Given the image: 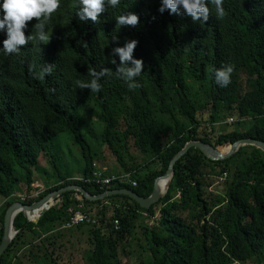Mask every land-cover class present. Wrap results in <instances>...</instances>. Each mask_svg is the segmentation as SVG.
I'll return each mask as SVG.
<instances>
[{
  "label": "trees",
  "instance_id": "1",
  "mask_svg": "<svg viewBox=\"0 0 264 264\" xmlns=\"http://www.w3.org/2000/svg\"><path fill=\"white\" fill-rule=\"evenodd\" d=\"M139 1L120 0L96 22H81L78 0H60L42 29L47 41L37 37L33 18L24 29L33 39L16 53L0 52V244L7 209L39 191L35 183L43 182L42 193L22 203L69 185L148 197L189 141L223 152L244 138L264 142V0H223L222 18L208 4L205 23L158 13L160 0ZM126 11L139 17L134 28L115 24ZM125 38L138 41L132 55L144 64L131 89L116 73L114 48ZM223 64L233 68L226 87L214 79ZM44 66L52 72L41 80ZM89 68L106 69L97 92L75 83L90 79ZM66 132L81 152L80 178L57 166L53 147ZM49 169L55 173L45 180ZM96 172L117 179L101 187ZM126 175L137 186L119 180ZM47 207L31 212L32 221L42 213L37 222L17 215L18 233L0 264H264V153L254 146L220 161L190 149L167 194L149 209L125 195L88 201L73 191ZM73 210L94 222L63 228ZM76 230L89 235L83 253ZM24 249L27 262L18 254Z\"/></svg>",
  "mask_w": 264,
  "mask_h": 264
},
{
  "label": "clouds",
  "instance_id": "2",
  "mask_svg": "<svg viewBox=\"0 0 264 264\" xmlns=\"http://www.w3.org/2000/svg\"><path fill=\"white\" fill-rule=\"evenodd\" d=\"M59 3L60 0H0V32L6 36L3 41H0L2 43L0 52L5 55L16 53L20 51L19 46L26 44V40L31 41L33 39L32 35L26 37L24 31L28 27L26 22L33 18L38 21L34 25L37 30V37L42 41H47L48 35L42 29L50 14L59 7ZM119 3L120 0H78L75 17L81 22H96L106 7L116 8ZM208 4L214 6L217 18L225 16V9L222 6L223 0H160L157 12L163 14L167 10L169 15H184L189 17L193 23L197 21L205 23L209 19ZM114 20L116 25L134 28L138 24L139 17L133 11H126L115 15ZM116 39V36L112 37L113 43L116 42ZM137 43L136 39L125 38L122 46L114 48L120 62V66L116 68L117 78L128 82L127 86L130 89L137 86L131 83V78L139 76L144 67L143 61L134 58L132 55ZM110 63L115 64L116 61L110 60ZM51 72V66H44L39 71L38 78L42 80L46 74L49 75ZM105 72L106 69L103 68L99 72L94 68H89L88 76L90 79L86 83L80 80H76L75 83L79 88H88L92 92H97L100 89V84L97 82L98 78ZM232 72L233 68L230 64H223L220 68L214 69L215 82L220 87H226L230 83Z\"/></svg>",
  "mask_w": 264,
  "mask_h": 264
},
{
  "label": "water",
  "instance_id": "3",
  "mask_svg": "<svg viewBox=\"0 0 264 264\" xmlns=\"http://www.w3.org/2000/svg\"><path fill=\"white\" fill-rule=\"evenodd\" d=\"M243 146H254L258 148V150L264 153V142L254 138H244L235 141L233 144L229 145V151L223 152L220 151L219 148L213 147L207 143L201 141H189L186 145L172 158L169 163L168 170L163 176L157 177L154 182V187L152 193L148 197L139 196L131 189L122 188V189H114L108 190L104 193L93 195L90 194L84 187L79 185H69L64 188H61L57 191L49 193L41 200L34 202L32 205L24 204L20 201H16L12 203L7 209L4 217V234L2 237V241L0 244V260L2 259L4 253L7 251L12 241L16 237L18 231L15 230V219L19 213H23L28 222H31L27 215L26 210L32 211L36 206H40L41 204H47L50 200L54 201L51 205L49 204L46 208L48 210L51 206L56 203V200L61 197L63 194L67 192H77L79 193L80 199H86L88 201H99L103 200L107 197L114 195H125L136 201L141 208L149 209L155 203L160 201L168 192L170 185L172 183V179L174 176V167L176 163L189 152L190 149L196 148L199 149L208 159L212 161H220L231 158L241 147ZM162 179H165V186L162 188L160 182ZM44 212V211H43ZM42 213H39V218ZM38 218V219H39ZM36 219V220H38ZM37 222V221H36Z\"/></svg>",
  "mask_w": 264,
  "mask_h": 264
},
{
  "label": "rangeland",
  "instance_id": "4",
  "mask_svg": "<svg viewBox=\"0 0 264 264\" xmlns=\"http://www.w3.org/2000/svg\"><path fill=\"white\" fill-rule=\"evenodd\" d=\"M239 77H240L239 81H240L241 87L243 88L245 86V81H246L247 75L243 71H240ZM229 117L230 116H228L225 119V121L228 120ZM229 121H231V119H229ZM53 151L57 155V159H58L57 160V166L61 172L70 174V176L72 178H77V177L80 178L81 177L82 164H83L82 158H81V152L79 151L78 147L76 146L74 139H73L72 135H70V133L66 132L63 135H61L60 138H57V140L54 144V147H53ZM43 164H44V166H46L45 163H43ZM54 173H55V171L52 172L49 169L48 175H44L43 178H45V180L47 178H50V180H51ZM33 187L39 189V191L34 192L32 195H29V196L23 195L22 196L23 198L16 197V199L20 202H22V199H25L27 197L29 199L34 200L40 193H42L41 189L43 187V182L40 184L35 183L33 185ZM31 204H27V205H31ZM75 236H76V238L79 242V245L81 247V252L83 253L88 248V245L86 244V242L88 241V237H89L88 232L76 230ZM36 243H37V241L34 242V244H36ZM135 245H136V249H138L137 246L140 244L136 242ZM25 253H27V249L21 250L18 254L22 257V260L27 262V258L25 256ZM28 264H33V263L28 262Z\"/></svg>",
  "mask_w": 264,
  "mask_h": 264
},
{
  "label": "built area",
  "instance_id": "5",
  "mask_svg": "<svg viewBox=\"0 0 264 264\" xmlns=\"http://www.w3.org/2000/svg\"><path fill=\"white\" fill-rule=\"evenodd\" d=\"M94 181L98 184L102 186H109L110 183L117 179L116 177H105L102 174L101 175H96V173H94ZM119 180L121 182H127V183H131L132 186H137V182L134 180H131L129 176H120ZM90 181V180H86ZM93 223L94 221L89 218L87 215H85L84 213H82V211H70V216L68 217L67 221L65 222V224L63 225V228L65 229H69V228H74L78 225L81 224H89V223ZM115 224L118 225L117 221H115Z\"/></svg>",
  "mask_w": 264,
  "mask_h": 264
},
{
  "label": "bare ground",
  "instance_id": "6",
  "mask_svg": "<svg viewBox=\"0 0 264 264\" xmlns=\"http://www.w3.org/2000/svg\"><path fill=\"white\" fill-rule=\"evenodd\" d=\"M102 173L101 172H96V175H101ZM160 185H161V187L163 188L164 186H165V179H162V181L160 182ZM33 204V203H32ZM31 204V205H32ZM51 205L52 204V201L50 200L47 204H45V203H43V204H41L40 206H36L35 208H33L32 209V211H34L35 213H34V215L36 214V213H38L41 209H44L46 206H48V205ZM32 211H30V210H26L25 212H26V215H27V217L31 220L32 219V217L34 216V215H32ZM37 221V220H36ZM36 221H32V222H36Z\"/></svg>",
  "mask_w": 264,
  "mask_h": 264
}]
</instances>
